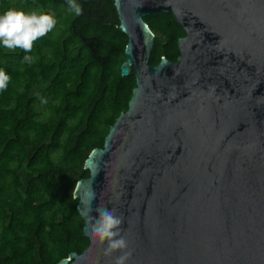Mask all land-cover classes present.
<instances>
[{"label": "water", "instance_id": "obj_1", "mask_svg": "<svg viewBox=\"0 0 264 264\" xmlns=\"http://www.w3.org/2000/svg\"><path fill=\"white\" fill-rule=\"evenodd\" d=\"M114 4L137 86L74 192L91 244L57 264H115L122 251L86 230L105 207L123 218L126 264H264V0ZM170 10L181 54L152 65L144 17Z\"/></svg>", "mask_w": 264, "mask_h": 264}, {"label": "trees", "instance_id": "obj_2", "mask_svg": "<svg viewBox=\"0 0 264 264\" xmlns=\"http://www.w3.org/2000/svg\"><path fill=\"white\" fill-rule=\"evenodd\" d=\"M103 1L110 24L86 23L67 0H0V15L16 9L56 20L31 52L0 45V69L10 76L0 90V264H57L91 244L74 192L137 86L134 68L121 74L129 37L114 0ZM144 19L155 33L150 63L177 61L186 31L174 12Z\"/></svg>", "mask_w": 264, "mask_h": 264}, {"label": "clouds", "instance_id": "obj_3", "mask_svg": "<svg viewBox=\"0 0 264 264\" xmlns=\"http://www.w3.org/2000/svg\"><path fill=\"white\" fill-rule=\"evenodd\" d=\"M67 3L69 11L76 16L83 13L82 6L76 0H67ZM55 24L54 17L48 14H26L22 10L9 9L0 15V45L9 50L19 48L26 53L31 52L34 41L50 32ZM22 62L31 64L33 60L30 55H25ZM9 80L8 73L0 69V90L7 88ZM96 211L97 218L89 221L90 228L86 230L100 242L107 241L105 255L110 256L113 252L121 250L122 254L116 257L115 264H126L132 253L123 251L128 248V244L121 234L122 216H118L115 209L107 207L97 208Z\"/></svg>", "mask_w": 264, "mask_h": 264}, {"label": "flooded vegetation", "instance_id": "obj_4", "mask_svg": "<svg viewBox=\"0 0 264 264\" xmlns=\"http://www.w3.org/2000/svg\"><path fill=\"white\" fill-rule=\"evenodd\" d=\"M83 13L81 16H83L86 19V23H111V21L105 22V19L113 18V11L109 9V7L106 5L105 1L103 0H90L86 3L83 2ZM85 41L92 46L94 44L93 42H88L86 38H84Z\"/></svg>", "mask_w": 264, "mask_h": 264}]
</instances>
